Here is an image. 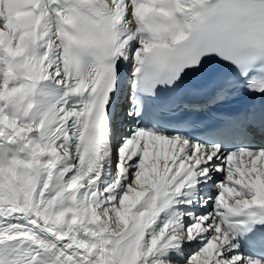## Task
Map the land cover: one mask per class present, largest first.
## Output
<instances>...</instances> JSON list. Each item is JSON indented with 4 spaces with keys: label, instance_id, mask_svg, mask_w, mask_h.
<instances>
[{
    "label": "snow or ice",
    "instance_id": "6c2138e0",
    "mask_svg": "<svg viewBox=\"0 0 264 264\" xmlns=\"http://www.w3.org/2000/svg\"><path fill=\"white\" fill-rule=\"evenodd\" d=\"M0 264H264V0H0Z\"/></svg>",
    "mask_w": 264,
    "mask_h": 264
}]
</instances>
